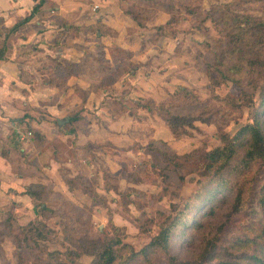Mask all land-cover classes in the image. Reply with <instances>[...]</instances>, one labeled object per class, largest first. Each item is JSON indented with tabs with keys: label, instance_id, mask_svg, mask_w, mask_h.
<instances>
[{
	"label": "rangeland",
	"instance_id": "374dc122",
	"mask_svg": "<svg viewBox=\"0 0 264 264\" xmlns=\"http://www.w3.org/2000/svg\"><path fill=\"white\" fill-rule=\"evenodd\" d=\"M118 2L124 11L125 6L133 5L139 23L134 20L136 25L128 26V33H136L138 52L143 51V47L171 51L168 76L172 77L173 89L167 91L166 97L158 99L142 96L139 91H133L130 96L133 82L131 84L126 76L142 64L138 62L140 59L136 61L129 48L117 44H111L105 50L103 40L92 35L95 47L92 51L84 50L80 62L67 70H78L79 76H88V79L91 73L98 75L99 88L110 91V97L100 96L93 101L112 118L116 113L124 112L121 126H100L101 114L96 112L97 108L89 104L86 112V106L79 103L76 108L81 109L80 115L72 122L73 136L61 135L55 141L52 138L57 125L55 119L48 118L49 142L54 144L55 141L57 147L53 151L56 174L51 176L57 190L49 185L43 193V204L49 208L46 216L37 214V205L32 200L27 201L23 209L12 208L3 213L0 218V264H88L93 255L78 254L79 248L74 242L80 243V237L85 233L89 236L110 234L111 221L123 228L125 241L135 249L142 247L158 230L159 224L174 214L172 203L181 208L182 201L196 190L195 180L204 177L203 152L220 143L217 126L209 119L226 121L224 129L230 134L252 120L260 92L247 87L246 72L236 74L231 70L236 54L231 52L226 29L227 22H232V15L236 13L264 18V0ZM164 6H170L172 12L162 10ZM127 41L128 37L121 39V42ZM55 59L58 57L40 55L38 58L50 61L52 65H63L53 68L54 81L60 84L58 90L62 93L69 86L64 69L67 66ZM145 65L150 66V63ZM116 78H120L118 84ZM155 81L150 80L152 84H156ZM178 86H184L186 90L177 91L174 98L170 93ZM244 87L252 92L253 106H233L218 98L227 93L236 95ZM164 99L173 102L174 113L197 117L191 118L192 124L184 125L187 133L175 137L158 111H149L144 106L155 107ZM54 100L56 102L57 97ZM75 100L80 101V98ZM67 110L59 112L61 116L54 115L65 119L69 115ZM38 111L43 119V112L52 114L42 109ZM68 126L66 123L64 130ZM30 130L33 134L34 130ZM78 131L86 133L87 138H79ZM180 175L185 178L183 182L179 180ZM66 179H70L71 188ZM7 213L13 215L14 221L11 227L4 228L2 221ZM198 217L206 223L208 213L199 212ZM38 219L44 220L51 229L45 238H33L18 225ZM244 223L236 221L230 231H238V226ZM196 229L187 231L192 235L188 240H172L173 254L181 259L197 254L203 228Z\"/></svg>",
	"mask_w": 264,
	"mask_h": 264
},
{
	"label": "trees",
	"instance_id": "16d2710c",
	"mask_svg": "<svg viewBox=\"0 0 264 264\" xmlns=\"http://www.w3.org/2000/svg\"><path fill=\"white\" fill-rule=\"evenodd\" d=\"M44 2L45 0H37L32 9L18 18L12 26L0 29L3 36L0 38V59L7 58L10 39L15 31L32 18ZM162 10L170 13L173 9L164 6ZM192 11L190 9V12ZM125 12L139 23L133 5L130 8L125 6ZM232 16V22H227L226 29L231 52L236 54V62L231 70L236 74L240 71L246 72L247 87L253 91L259 89L260 92V101L253 112L252 120L240 125L230 134L224 129L226 121L221 123L216 119H209L217 126L220 143L204 150V177L195 180L197 188L182 201L181 208L172 203L174 214L169 215L166 222L159 224L158 230L138 249L124 240L123 228L113 221H111L110 234L89 236L85 233L80 237V243L74 242V245L79 248L78 254L93 255L88 264H264V18L258 19L248 13H236ZM67 26L72 32L82 29L71 24ZM87 28L96 31L98 36L116 34L113 29L99 21ZM59 61L66 63L67 67L64 69L67 77L79 72L67 70L68 67L74 68L76 65L70 59L60 57ZM58 67L63 65L45 63L42 66L45 74L52 75V77H44L49 84L60 86L54 81L53 75L55 72L53 68L55 70ZM94 74L91 73L93 80H90L86 88L79 83L73 84L75 92L80 91V105H84L89 90L99 88L98 75ZM179 90L186 88L178 86L170 95ZM218 98L231 105H254L252 92L245 87L236 95L227 93ZM147 99L152 101L151 98ZM165 101L166 99L160 100L155 107L148 104L144 106L149 111L154 109L158 111L175 137L187 133L184 125L192 124L191 118L197 117L174 113L171 109L173 102ZM80 111L81 109L76 108L68 115L71 126L72 122L78 119ZM59 123L64 124L65 119ZM68 130H74V127ZM162 143L167 145L166 142ZM184 179V176H179L180 182ZM66 183L69 188L72 187L70 179H66ZM47 189H49L47 185L37 182H31L25 187V192L37 205V214L41 216H46L45 212L49 210L42 201L44 191L47 192ZM199 212L208 213L206 223L198 217ZM13 221V215L7 213L3 218L2 226L11 227ZM236 221L245 223L238 226V231L232 232L230 228ZM18 225L33 238H45L47 232L51 230L41 219L36 222L28 221L25 224L19 222ZM191 228L193 230L197 228L198 231L203 228L197 243L198 252L194 256L181 259L172 253V240L190 239L192 235L187 231Z\"/></svg>",
	"mask_w": 264,
	"mask_h": 264
},
{
	"label": "crops",
	"instance_id": "0c3cea01",
	"mask_svg": "<svg viewBox=\"0 0 264 264\" xmlns=\"http://www.w3.org/2000/svg\"><path fill=\"white\" fill-rule=\"evenodd\" d=\"M36 1L0 0V29L12 26L18 18L32 9ZM118 1L120 0H45L39 11L24 26L18 28L10 39L7 58L0 59V218L7 210L23 209L27 201L32 202V198L25 192V187L31 182L45 184L48 188L50 185L57 190L51 177L56 174L53 154L57 148L55 139L61 138V135L68 136L73 130H68L72 127L69 116L60 125L59 122L64 118L55 117L54 114L61 116L58 113L67 109L70 114L71 109L81 103V97L75 92L73 84L79 83L86 88L90 80H93L90 75L88 79V76L72 73L66 78L69 86L60 93L58 86L49 84L44 79L46 74L42 66L46 62L50 64V61L38 60L40 55L46 58L64 57L77 64L84 50L92 51L95 47L92 38L94 35L103 40V49L107 50L109 45L117 44L129 48L136 61L140 59L138 62L142 64L126 76L131 84L133 82L130 96H133V91H139L142 96L158 99L166 97L167 91L173 89L172 77L168 76L171 51L143 47V51L138 52L136 33H128V26L136 25L135 21L118 5ZM98 21L109 26L116 34L98 36L96 31L87 28ZM68 24L82 29L72 32ZM125 37H128V41L121 42ZM0 38H3L1 33ZM146 63H150V66H146ZM119 79L116 78L115 83L118 84ZM152 79L156 80V84L150 82ZM109 94L110 91L106 88L89 90L84 103L86 112L89 104L94 105L96 112L101 114L100 126H121L120 120L124 112L116 113L113 119L104 114V109L93 101V98L100 96L108 98ZM54 97H57L56 102ZM76 97L80 101H76ZM38 109L52 114L43 112V119ZM48 118L55 119L57 125V130L53 132L55 137L52 138L55 140L54 144L49 142ZM66 123L69 126L64 130ZM30 129L34 130L33 134ZM28 131L31 133L28 134ZM78 137L85 139L87 135L78 131Z\"/></svg>",
	"mask_w": 264,
	"mask_h": 264
},
{
	"label": "built area",
	"instance_id": "2783aa9c",
	"mask_svg": "<svg viewBox=\"0 0 264 264\" xmlns=\"http://www.w3.org/2000/svg\"><path fill=\"white\" fill-rule=\"evenodd\" d=\"M28 134H30V131H28Z\"/></svg>",
	"mask_w": 264,
	"mask_h": 264
}]
</instances>
